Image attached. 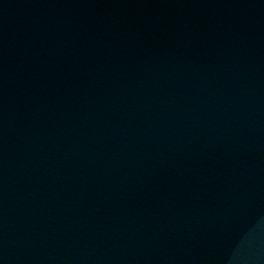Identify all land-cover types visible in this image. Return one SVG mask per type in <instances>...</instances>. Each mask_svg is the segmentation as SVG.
<instances>
[{"label": "water", "instance_id": "water-1", "mask_svg": "<svg viewBox=\"0 0 264 264\" xmlns=\"http://www.w3.org/2000/svg\"><path fill=\"white\" fill-rule=\"evenodd\" d=\"M0 264H264V0H0Z\"/></svg>", "mask_w": 264, "mask_h": 264}]
</instances>
